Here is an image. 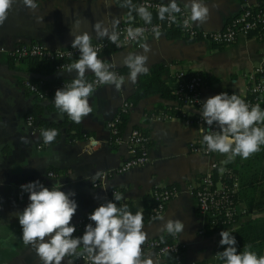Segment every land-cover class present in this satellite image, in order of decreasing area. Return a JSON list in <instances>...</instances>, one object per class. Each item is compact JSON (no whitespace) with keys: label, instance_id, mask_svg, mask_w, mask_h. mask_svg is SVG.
Masks as SVG:
<instances>
[{"label":"crops","instance_id":"1","mask_svg":"<svg viewBox=\"0 0 264 264\" xmlns=\"http://www.w3.org/2000/svg\"><path fill=\"white\" fill-rule=\"evenodd\" d=\"M167 4L170 0H160ZM124 0H36L37 10H32L16 0L7 20L0 26V264H42L35 250L22 240V227L17 213L30 203L29 194L23 192L22 184L39 180L46 187H60L66 193L74 191L72 197L78 204L72 221L90 214L101 200L110 198L114 190L122 194V199H130L138 209L146 206L145 197L156 187L176 186L177 193L167 202L164 211L144 224L147 241L167 233L162 230L168 219L180 220L183 232L173 236V241L183 248L179 264H215L219 260L220 232L231 231L241 223L260 215L257 208L247 210L244 202H238L245 211L241 212L231 227L208 229L210 217L198 207L195 189L200 175L212 171L218 182L225 177L229 163L236 164L239 156L228 161L227 155L213 152L205 154L194 149L203 142L206 122L199 120L200 110L177 99L151 93L137 104L131 105L124 133L134 127L149 134L148 153L150 161L126 171H117L124 159L131 155L132 148L127 142L114 140L108 122L123 102L134 91L135 84L127 81L129 69L122 58L129 52L142 53L141 44L147 42L152 51L148 53L147 65L163 63V79L177 87L180 72L201 73V100L226 92L244 98L249 94L250 74L258 66L264 67V31H253L240 36L232 43H213L203 39H190L179 31L170 34L162 31L159 39L154 35L143 39L140 45L129 44L110 48L98 57L105 63L126 67L122 76L125 84L117 90L114 86L96 85L89 97L93 111L82 120L84 137H65L52 144H44L40 136V119L50 118L61 121L59 111L44 110L36 117L34 124L27 123L29 109L35 103H46L55 98L62 82L73 80L76 73L61 71L55 67L49 73H39L23 69L19 58L11 51L19 44L41 43L48 47H68L74 37L71 29L76 19L82 23L75 31H88L92 40L96 33L92 25L97 20L105 23L113 16L121 19L120 25L128 21V9L121 8ZM189 0H178L184 6ZM210 9L206 23L198 24L205 30L220 29L234 15L246 6L264 8V0H204ZM213 5H216L213 7ZM133 22H142L135 13ZM43 17V21L37 17ZM78 58L72 60L75 63ZM114 69V70H115ZM86 71V76L91 74ZM42 78L49 86L50 96L38 98L27 88L30 77ZM139 77V76H138ZM138 79V78H137ZM176 90V89H175ZM264 110V109H262ZM191 117L192 120H188ZM22 137L28 139L25 144ZM214 163L217 165L214 166ZM223 169V171H221ZM53 171V174H49ZM99 173L93 181L91 178ZM73 175L76 177L73 179ZM99 181V185H94ZM163 217L164 219H158ZM79 237L80 235H73ZM47 239V238H46ZM146 241V243H147ZM144 244L143 251L153 260L163 264L157 250ZM83 246L77 249L82 251ZM76 256L65 257L62 264H90L77 262Z\"/></svg>","mask_w":264,"mask_h":264},{"label":"clouds","instance_id":"2","mask_svg":"<svg viewBox=\"0 0 264 264\" xmlns=\"http://www.w3.org/2000/svg\"><path fill=\"white\" fill-rule=\"evenodd\" d=\"M107 2V0H106ZM16 0H0V26L7 20ZM22 4L32 10H37L36 0H22ZM216 5H213L215 7ZM121 8L128 9L127 18L131 23L135 20V13L147 25H152V12L149 6L136 5L132 0H124ZM188 10V16L183 20L185 29L190 28L193 22L206 23L210 18V9L204 0H189L184 4ZM182 9L178 0H170L167 4H161L157 9L160 21L167 19L171 23H177V15ZM43 21V17L38 16ZM82 23L76 19L71 29L74 39L71 47L80 53L75 63L61 71L75 72L72 82L65 84L63 88L55 92L54 105L59 110V118L64 114L76 124H80L92 111L89 97L95 91V84L85 80L86 71L90 70L96 77V84L114 86L119 90L126 82V77L118 75L114 69L115 62L105 63L98 57V50L92 45V35L88 31H75ZM121 19L113 16L110 21L97 20L93 25L97 40L107 39L117 47L124 43L146 41L144 27H128L122 42L121 33L118 31ZM151 32L156 39L162 35L159 25H153ZM142 53L129 52L122 58L123 64L129 69L127 81L134 84L139 75L149 72L147 61L148 53L152 51L150 44H141ZM200 111L201 118L208 125V132L203 135V143L211 152L227 155L228 161L236 156L243 159L249 158L264 145V110L259 104L249 105L236 94L229 95L226 92L209 97ZM218 131H213V126ZM59 135L55 128L41 130L40 136L44 144H52ZM27 144V138L22 137ZM223 171V169H221ZM97 173L91 179L94 181ZM76 177L73 175V179ZM23 192L29 194L30 203L25 209L17 213L22 227V240L25 245H30L40 258L42 264H62L65 257H83L87 254L90 264H159V260H153L143 251V245L147 241V233L144 231L143 214L137 211L133 214L127 205L118 207L114 201H120L121 193H113V200L102 203L89 214L88 219L93 223L86 226L84 234L74 237L75 225L71 224L78 204L72 197L74 191L65 192L60 187H46L39 180L22 184ZM163 220V217H158ZM184 224L180 220L168 219L162 226L168 234L173 236L181 234ZM220 245H226L222 252H218V258L224 264H264V256H257L253 251L245 249L237 251L236 238L227 230L220 232ZM47 238V239H46ZM83 246L82 251L77 249ZM249 248L251 246H248ZM68 264H73L71 260Z\"/></svg>","mask_w":264,"mask_h":264},{"label":"built area","instance_id":"3","mask_svg":"<svg viewBox=\"0 0 264 264\" xmlns=\"http://www.w3.org/2000/svg\"><path fill=\"white\" fill-rule=\"evenodd\" d=\"M140 4L149 6L151 10H157L158 7L163 4L160 0H140ZM182 11L177 15V23H171L167 19L164 21L154 20L152 25H147L142 22H123L119 25L118 31L121 33V41H124L126 35V29L128 27H144L145 28V37L152 36L151 27L153 25H159L161 32L170 29L173 26L178 25L179 31L186 35L190 39H203L208 40L213 43H232L239 39L240 36L248 35L253 31H264V8H254L252 6H246L243 10L231 17V19L226 23V25L220 29L214 30H205L199 28L194 22L190 28L185 29L182 27L183 20L188 16V10L184 6L180 5ZM140 42H128L124 43L123 46L129 44L140 45ZM92 45L98 50V53L103 49L118 48L115 44L110 43L107 39L104 40H92ZM122 46V47H123ZM11 53L21 59L26 56H36L41 58H46L49 60H61L55 65V67H65L70 65L72 59L79 58V51L73 49L70 46L68 47H48L41 43H30V44H19L17 45ZM71 60V62H70ZM118 75H122L117 69L114 70ZM202 76L199 73L187 74L180 72L177 78V99L180 102L188 105L197 107L202 111V104L204 103L201 100V86H202ZM250 96H246L244 99L249 105L261 104L264 102V67H256L250 74ZM72 80L66 79L62 82L63 85L71 83ZM89 83H94L96 85V77L91 80H87ZM27 88L40 100H45L48 97L49 88L45 86V81L40 78L37 81H31L30 79L26 80ZM131 104L126 99L116 115L110 119L108 122L109 127L112 131L114 140L118 143L127 142L131 150V155L124 159L122 164L118 167L117 171H126L136 166H141L150 161V155L148 153V144L150 143V136L144 132L139 127H134L130 132L124 133L119 126L121 121V116L127 112ZM199 120H203L201 115L198 117ZM188 120H192L191 117H188ZM204 121V120H203ZM35 119L33 115H27V123L32 125L34 124ZM213 131H218L213 126ZM208 132V125L206 124V133ZM194 149L201 151L205 154H211L213 152L207 149L205 143L197 144ZM217 163H214V166ZM49 174H53V171H50ZM228 178V180H226ZM94 185H99V181H95ZM239 187V177L237 173L233 170L232 167L225 168V177L218 182L215 179L213 172L208 171L200 175L198 181V186L195 189L198 207L200 212L206 213L210 217V224H222L228 227H231L235 224L238 215L245 211V208H241L239 203L234 200V194ZM178 188L176 186H163L156 187L153 189L152 193L156 200L154 205L153 216H159L164 211V208L167 202L177 193ZM116 193V190H114ZM109 198H105L100 201L98 204L101 205L108 201ZM89 214L82 216L74 221H71V224L75 225L76 232L84 233L86 226L89 223H93L88 219ZM147 246L155 248L160 257L165 260V253L168 251L177 252L180 250V245L177 242L163 243L159 238H152L147 241ZM77 262L90 263V260L85 254L83 257L76 256Z\"/></svg>","mask_w":264,"mask_h":264},{"label":"trees","instance_id":"4","mask_svg":"<svg viewBox=\"0 0 264 264\" xmlns=\"http://www.w3.org/2000/svg\"><path fill=\"white\" fill-rule=\"evenodd\" d=\"M133 4L140 5V0H132ZM154 20H158L157 10H151ZM170 34H175L176 31H179L178 25L168 29ZM180 32V31H179ZM113 49V48H112ZM110 49H103L99 53H104ZM73 60V59H72ZM23 64V69L28 71H35L39 73H49L55 65L61 60H49L46 58L36 57V56H26L20 59ZM71 62V60H70ZM126 67L117 68L121 73L125 72ZM164 70L163 63H154L149 67L148 74L139 75L134 91L128 96V101L131 105L137 104L142 98L148 96L151 93H158L167 98L177 97L176 88L168 84L162 77ZM199 73V72H198ZM201 75V73H199ZM202 76V75H201ZM95 76L93 73L86 76L87 80L93 79ZM203 77V76H202ZM31 81H37L38 78L32 76L29 78ZM45 86H49L45 83ZM50 96V92L48 93ZM250 96V95H247ZM40 99H38L39 101ZM54 98H51L46 103H35L30 109L28 114L33 115L34 119L44 112L48 111H59L54 105ZM261 109H264V102L260 104ZM128 112L121 116V121L119 123L120 128L123 130L127 119ZM39 123L44 129L55 128L59 130V135L56 137L55 142H58L62 135L65 133V137L69 139L84 137L85 133L82 129V123L76 124L73 122L67 114L65 118L61 121H56L50 118H43L39 120ZM229 167H232L233 170L237 173L239 177V187L234 194V200L236 202H244L247 210H252L254 208L259 209L264 212V145H261L260 150L252 154L249 158L243 159L239 156L236 164L229 163ZM228 180V178H226ZM113 200V195L109 198ZM117 203L118 207L127 205L129 210L135 214L137 211H141L143 214L144 224L149 222L153 216L154 205L156 200L153 193L146 195L145 202L146 206L144 209H138L134 202L130 199H121L120 201H114ZM222 224H209L208 229L213 230L217 227H224ZM232 235L236 238L237 241V251L243 252L245 249L253 251L257 256H264V215L257 216L248 221L241 223L237 228L230 231ZM84 233L76 232L73 235L82 236ZM158 238L163 243L173 242V235L165 233ZM248 246H251L250 248ZM227 246L221 249L220 252L224 250ZM183 256V248L180 247V250L177 252L168 251L165 253V260L163 264H179ZM197 264H206L203 261L198 262ZM215 264H224V261L218 260Z\"/></svg>","mask_w":264,"mask_h":264}]
</instances>
